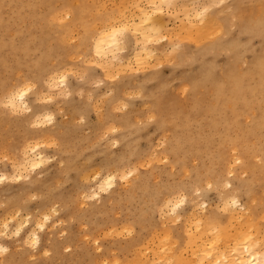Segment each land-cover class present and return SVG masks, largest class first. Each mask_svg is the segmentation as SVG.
I'll return each instance as SVG.
<instances>
[{
  "label": "rangeland",
  "instance_id": "rangeland-1",
  "mask_svg": "<svg viewBox=\"0 0 264 264\" xmlns=\"http://www.w3.org/2000/svg\"><path fill=\"white\" fill-rule=\"evenodd\" d=\"M79 1L0 0V107H5L0 108V173L10 174L0 181V224L7 223L6 230L0 225V242L10 248L0 264H135L170 250L173 263L197 264L187 225L191 203L204 202L193 212L215 216L217 227L229 235L235 225L219 207L226 190L248 205L255 231L264 238V176L259 179L253 170L264 165V0L163 2L155 14L169 28L176 25L174 14L181 16L192 4L207 7L205 32H162L167 39L160 33L145 43L155 58L133 63L132 70L113 66L106 76L102 67L112 55L106 60L94 55L93 33L109 19L116 25L136 18L137 0ZM138 3L151 11L148 0ZM76 4L84 25L68 26L71 14L64 13ZM130 32L125 31L123 49L114 52L123 61L140 39ZM84 35L87 44L81 42ZM58 72L65 83L48 88L47 78ZM17 84L28 86L29 110L10 113L1 97ZM30 111L39 112L42 123L31 124ZM46 129L52 136L30 140L38 142L45 162L18 179L12 166L16 144L23 145L26 133ZM175 137L174 153L163 151ZM233 156H240L242 168L234 166L231 175L227 166ZM129 169L134 171L129 180L120 181L119 172ZM108 173L115 174L114 196L92 199L96 178ZM169 191L177 201L183 198L179 222L157 212L155 203ZM30 227L40 237L35 248L22 238Z\"/></svg>",
  "mask_w": 264,
  "mask_h": 264
},
{
  "label": "bare ground",
  "instance_id": "bare-ground-1",
  "mask_svg": "<svg viewBox=\"0 0 264 264\" xmlns=\"http://www.w3.org/2000/svg\"><path fill=\"white\" fill-rule=\"evenodd\" d=\"M170 1H172V0H148V4L147 5H149V6H147V7H150L151 8V11H148L145 8L146 5L144 7H142L143 5L141 6L140 3H138V0H137L134 5L131 3L135 7V11H137V14L135 13L136 14L135 15L136 18H134V17L131 16L132 19L130 21H128L125 18H123V19H125V21H122V22H120L119 20H117V22L119 21L120 23L118 22V24H116V25L112 22V19H114V18L109 19L107 21L105 20L106 23L101 28L97 29L96 32L93 33L94 35L92 34L93 37H92L91 49H92V52L94 53V55L98 56V58L105 57V60H106L108 54H111L112 55V58H109L108 57L107 58L108 60H106L108 62L105 61L106 64H103L104 68L102 67V69H104V71H105L104 72L105 73V76L107 75V73H110L111 71H114V70H112L113 69V66L118 67L119 70H124V69H127V68H128V70L129 69L132 70L133 69L132 68V64L133 63H134L133 65H135V63H136V65H143L144 63L147 62V60L149 61V59L153 58L155 56V54H156L155 53V50L153 49V47L149 46V44L148 45H146V44H147V42L155 41L157 39V35L160 34V33L162 34V32H166L167 35H168V32H170V30H171V32L173 31V33L175 32L174 33L175 35L182 34L181 32H187V33H189V32H191L193 30H195L196 33H198L199 35L200 34L202 35V33L205 32V30L203 28H204L205 18L207 17V10L208 9L206 10L207 7H205V6H202V8L198 9L197 8L198 5L196 3L192 4L193 6L191 5L192 6L191 8L189 7V9L187 8V9H185L183 11V14H182L183 17H181L182 15L181 16H178V14H174V21H176L175 22L176 25H174V27L169 28L168 25L162 23L161 20L159 19V16H158V14L160 15V12L159 11L155 12V11L156 10H159L158 8H160L159 6H160L161 3H163V2H170ZM193 1H195V0H193ZM80 2H81V0L79 1V3ZM131 4H130V6H132ZM67 6L69 7L68 8V12L67 13L66 12L64 13L63 11L62 12L68 18H70V14H71V21H68L67 22V23H69L68 26L84 25L83 20H82V18L80 16L82 14H81V12L79 10L78 5L76 4V5H67ZM130 6H128V7H130ZM199 6H201V5H199ZM150 8H149V10H150ZM126 9L127 8H125V10ZM64 11H66V10H64ZM178 11H180V10H178ZM57 12H58V10H57ZM94 12H93V14H95ZM108 12H110V11H108ZM155 13H158V14H155ZM178 13H180V12H178ZM123 14L125 15L124 12H123ZM122 15H120L119 17L121 18ZM130 15H131V13H130ZM102 17L104 18V16H102ZM60 18L63 19V16H60ZM60 18H58V20H61ZM128 18H130V17H128ZM100 23H102V22H100ZM173 23L174 22H172L171 24H173ZM207 23H208V21H207ZM94 28H95V26H94ZM79 29H81V28H79ZM128 29L131 30L130 34L132 33V35L134 36L133 38H135L136 35L137 36L139 35L140 39H136L134 41L135 42V45H134V47L132 49L131 56L126 57L124 59V61H123V58L121 56H117L116 55L117 53H114V52H117V50L123 49L124 43L126 41L125 31L128 30ZM259 29H260V27H259ZM259 29H258V31H259ZM75 30H77V29H75ZM263 33H264V31H263ZM174 34H172L171 36H174ZM262 35H264V34H262ZM87 36L86 35L83 36L82 41H81L82 44H87V40H88L87 39ZM67 37H69V35ZM161 37L166 38L165 35H163V34L161 35ZM163 38H162V40H163ZM160 52H164V49L161 50ZM156 56H158V55H156ZM113 61H115V62H113ZM44 71H46V69L43 70L42 72L44 73ZM58 73L61 74V72H58ZM111 74L115 75L114 73H111ZM109 75L110 74H108V76ZM47 80H48L47 83H48V86H49L48 88H51L52 89V88H56L57 86H59L58 84H64L65 83V76L63 75V73L61 75H59V76H58L57 73H53L52 75L49 76V79L47 78ZM63 88H65V87H63ZM223 88H224V86H223ZM27 90H28V86H26V84H25V86L24 85L23 86L22 85H18V86H15V87L11 88L9 91L3 92L4 94H2L1 101L8 105L10 113L11 112L14 113V112H17V111L19 113V111H28L29 110V105L26 102V98H25ZM223 90H225V89H223ZM54 92H56V91H54ZM224 92H222L221 94L223 95ZM234 94H235V92H234ZM144 95H145V93H144ZM115 98H116V96H115ZM217 98H215V99H217ZM113 100H111V101L113 102ZM244 101H245V98H244ZM235 102L237 103V101H235ZM235 104H234V106H235ZM2 107H0V108H2ZM4 108H2V109L4 110ZM196 112H198V111L196 110ZM17 114H15V115H17ZM0 115H2V114H0ZM7 115H9V114L7 113ZM40 115L41 114H39V112H37V111H32V112L30 111L29 114L27 115V117H28L29 122L31 124L36 125V124H38L40 122L42 123V120L40 119ZM51 115L52 114H50V116L49 115H45V120L46 121H51V119H52L51 118ZM18 122L19 123H24L25 121L23 119V120L18 121ZM3 125H5V124H3ZM6 130H7V128H6ZM51 132H52L51 130H47L46 129V130H36L34 132V134H28V133H26L27 135H26V139H25V142L23 143V145H19L20 146L19 147V146H17L18 143L16 144L17 155H16L15 163H13L12 166L16 170V172L18 171V175H17V176H19L18 179H20V177L23 176V175L21 176V173L22 172L26 171L28 168L35 169V168L41 166L42 162L45 160V157L43 156L42 152L38 148V144H37L38 142L37 143H30V140L33 139L32 137L33 136L36 137V135H38V134L40 136H42V134H46V133H50V135H51ZM177 137H175V139H174L175 140V143L174 144H170L168 147H166V150H163V151H165V152H167L169 154H171L172 152L174 153V151L176 149V145H175L176 144V140L177 139L179 140V138H177ZM18 139H20V138H18ZM1 141L2 140H0V142ZM166 142H168V141H166ZM169 143H170V140H169ZM12 144L14 145L15 142H13V143L11 142L10 143V145H12ZM160 145H162V144H160ZM7 151L11 152L12 150L10 151V149H7ZM61 152H65V151L62 149ZM66 160L67 159H65V161ZM165 160H168V159H165ZM172 160H173V162L177 163L176 157H175V159L172 157ZM231 162H232L231 163V166L230 165L227 166V174H231L232 175V171L234 170V166H238L239 168H242V162H241L240 156H233V159H232ZM263 166L264 165H262V168H261V166L258 167V169L253 168V170L255 171L254 173L255 174L258 173V175H256V176L259 179H261L264 176V168H263ZM69 167L70 166H68V168ZM71 168H69V169H71ZM133 173H134V171L131 170V169H129L127 171L121 170L119 172V179H120V181L127 182ZM8 176L10 177V174ZM8 176H6L4 173H0V181L2 179L5 180L4 178H7ZM8 180H9V178H8ZM125 182H124V184H125ZM114 185H115V174H109L108 173L106 175H104V174L101 175V176L99 175V177L96 178V180H95V184L93 186V189L91 187L92 190H91V194L90 195H91L92 199L95 198L96 201H100L101 200V194H106V196L104 197V199L110 198V197L112 198L114 196V194H115V192L113 191ZM224 185H225V187L228 186L229 189L231 188L230 181H226L224 183ZM196 186H197V184H196ZM183 187H184V185H183ZM185 187H187V186H185ZM21 190L22 189H20V191ZM231 192L228 191V190H226V192L222 193V195L219 198V204H220L219 207H220V210H222L223 215H226L227 217H231L232 220L230 222L233 221V225H235L234 228H233L234 229L233 232L231 234H229V235L225 234V232H223V230L221 228L217 227V225H216L217 219L215 218V216H213V217L211 216V217L205 219L202 216L197 215L195 212H193V209L197 205H201L202 206V205H204V202L197 203L199 201L198 200L195 203H191V206H190L191 207L190 208L191 210L189 212L190 216H189V219L187 220V225L190 227L189 229H191L193 231V233H194V234H191V236H190L191 237L190 239L192 241L191 242V247L193 246L192 251H191V257H192V260L195 263H197V264H264V248H263L264 247V238L258 236V231L257 232L255 231V227L253 226V220L252 219L250 220V214L252 216V212L248 209L249 208L248 205H246L245 203H241L239 201L238 197L236 195H233V193H231ZM179 193H180V191H179ZM170 194H171L170 196H166L165 199L163 198L160 201H157L155 204H156V207H157V212L159 214H164L165 213L166 216H168L170 218V220L174 222V221H178L179 220V217H180V214L179 213L180 212H179L178 207H179V202H181V200L183 198H181L180 201H177V196H176V199H174L175 196L173 197L171 192H170ZM89 198H90V196H89ZM178 198H179V195H178ZM186 199H185V202H186ZM97 208L96 207H93L92 210L95 211V210H97ZM147 208H148V206H147ZM203 209H204V207H203ZM53 210L55 211L56 209H53ZM44 219L47 220L48 219V216L45 215L44 216ZM16 222L14 224H16ZM3 223L0 224V225H3V227L6 230L7 223L6 222H3ZM19 224L20 223L18 222V225ZM19 226H21V225H19ZM19 226H16V228H15V233L18 235V239L21 238L20 237V232L21 231H20V227ZM43 226H44V224H42V222L41 223H38L37 222V227L38 228L43 229ZM50 226H53L52 223L50 224ZM31 228L32 227H30V230H28L23 235L22 238L25 239V241L28 240L30 242L29 243L30 246L27 243L29 247L35 248L36 246L39 245L40 237H39V234L37 233V231L34 230V229H31ZM1 229H3V228L1 227ZM7 231H8V229H7ZM11 233L13 234L14 231L11 232ZM1 234H3V230H2V233ZM168 236L169 235L167 234L166 237H168ZM8 249H10V248L7 245H5V244H3V243L0 242V255L5 254L8 251ZM97 249H99V248H97ZM168 252H170V253H168ZM168 252H167L168 254L167 253L162 254V252L159 253L157 251V252H155V254H152L151 255V258H148V257H147L148 259H145L144 258V261L143 262H139L141 260L138 259L137 260V263H135V264H175V263H173V259H172V257H173L172 250H170ZM113 263L116 264V262H113ZM110 264H112V263H110Z\"/></svg>",
  "mask_w": 264,
  "mask_h": 264
}]
</instances>
